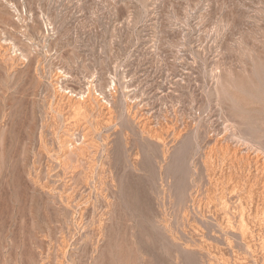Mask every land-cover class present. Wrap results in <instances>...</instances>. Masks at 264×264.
Segmentation results:
<instances>
[{"label":"rangeland","instance_id":"1","mask_svg":"<svg viewBox=\"0 0 264 264\" xmlns=\"http://www.w3.org/2000/svg\"><path fill=\"white\" fill-rule=\"evenodd\" d=\"M0 264H264V0H0Z\"/></svg>","mask_w":264,"mask_h":264},{"label":"bare ground","instance_id":"2","mask_svg":"<svg viewBox=\"0 0 264 264\" xmlns=\"http://www.w3.org/2000/svg\"><path fill=\"white\" fill-rule=\"evenodd\" d=\"M74 106H75V105H74ZM77 106H78V104H77ZM101 106H102V105H101ZM79 107H81V106H79ZM83 107H84V106H83ZM73 108H74V107H73ZM84 108H85V107H84ZM84 108H83V109H84ZM88 108H89V107H88ZM76 109H77L76 111L79 110V108H76ZM74 110H75V109H74ZM91 110H93V109H91ZM81 112H82V111H81ZM74 113H75V112H74ZM82 113H83V112H82ZM77 115H78V114H77ZM79 115H80V114H79ZM79 115H78V116H79ZM81 116H82V115H81ZM244 222H245V221H244ZM244 225H245V224H244ZM246 225H247V224H246Z\"/></svg>","mask_w":264,"mask_h":264}]
</instances>
